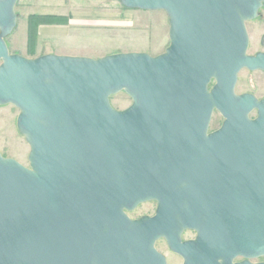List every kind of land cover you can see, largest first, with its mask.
Segmentation results:
<instances>
[{"label": "water", "instance_id": "1", "mask_svg": "<svg viewBox=\"0 0 264 264\" xmlns=\"http://www.w3.org/2000/svg\"><path fill=\"white\" fill-rule=\"evenodd\" d=\"M120 1L167 11L163 53H11L17 0H0V104L31 147L30 167L0 152V264H165L160 237L186 264L197 246L201 263L264 254V99L236 92L243 68L264 70L246 26L264 0ZM153 199L152 217L125 211Z\"/></svg>", "mask_w": 264, "mask_h": 264}, {"label": "rangeland", "instance_id": "2", "mask_svg": "<svg viewBox=\"0 0 264 264\" xmlns=\"http://www.w3.org/2000/svg\"><path fill=\"white\" fill-rule=\"evenodd\" d=\"M16 25L5 36L11 53L35 58L47 53L88 56L99 58L118 52H146L153 56L163 53L170 44V17L166 10H147L126 7L120 0H17ZM50 15L65 22L39 24L32 35V17ZM57 20V21H58ZM249 34V54L264 50L261 43L264 34V8L258 16L246 21ZM1 31V30H0ZM2 60H0V65ZM214 81L210 84V87ZM238 94L252 92L264 98V70L243 68L236 84ZM114 108L123 110L133 103V97L125 90L111 95ZM20 108L13 103L0 104V152L30 167V144L17 125ZM256 111L250 116L255 117ZM224 116L214 110L210 130L223 123ZM155 200L141 203L128 213L136 219L153 214ZM186 231L184 237H190ZM157 248L164 252L170 264L180 261L169 250L164 238ZM263 257H260V259Z\"/></svg>", "mask_w": 264, "mask_h": 264}, {"label": "flooded vegetation", "instance_id": "3", "mask_svg": "<svg viewBox=\"0 0 264 264\" xmlns=\"http://www.w3.org/2000/svg\"><path fill=\"white\" fill-rule=\"evenodd\" d=\"M263 35H264V34H263ZM262 37H263V36H262ZM263 51H264V50H263ZM247 93H248V92H247ZM249 93H252V92H249ZM253 94H254V93H253ZM254 95H255V94H254ZM257 97H258V96H257ZM258 99L261 100V99H264V98H259V97H258ZM256 112H257V115H258V110H256ZM257 115H256V116H257ZM256 116H255V117H256ZM253 118H254V117H253ZM223 121H224V120H223ZM221 125H222V124H221ZM218 128H219V127H218ZM218 128H217V129H218ZM214 130H216V129H214ZM214 130H210V127H209V131H208V132L210 133V132H212V131H214ZM153 200H155V201L157 202V207H156V209H155V212H154L153 214L144 215V216H142V217H140V218H143V217H146V216L152 217V216H154V215L156 214L157 209H158V207H159V202H158V200H156V199H153ZM147 201H150V200H147ZM144 202H146V201H144ZM141 203H143V202H141ZM141 203H139L138 205H140ZM138 205H137L135 208H137ZM135 208H134V209H135ZM134 209H131V210H134ZM125 211L127 212L128 216L130 217V215H129V213H128L130 210L126 209ZM130 218H132V217H130ZM140 218H136V219H140ZM132 219H134V218H132ZM186 231H191V232H192V235H191L190 237H184V233H185ZM160 238H164V239H165V241H166V243H167V246H168L169 250L173 253V255L177 258V260L180 261V264H186V259H187V258H186L182 253H180V252L174 250V249L170 246V244H169L167 238H165V237H160ZM160 238H157V239L155 240L154 248H155V250H156L158 253H160V255L163 256V259H164L165 264H170L167 255H166L164 252L160 251V250L157 248V246H156V244H157V242H158V240H159ZM198 239H199V231H198L197 229H195V228H186V229H184V230L181 232V241H182V242H197ZM201 250H202V248L199 247V246L193 248V256H192V258H193V262H191L190 264H264V259H263V258L260 259V257H263V256H264V254H260V255H258V254L246 255V254H242V253L236 254V255L232 256L231 258H228V259L225 258L224 256H223V257H222V256L214 257V261L211 262V263H203V262L201 263V262H196L197 257H196L195 254H196V253H199Z\"/></svg>", "mask_w": 264, "mask_h": 264}, {"label": "trees", "instance_id": "4", "mask_svg": "<svg viewBox=\"0 0 264 264\" xmlns=\"http://www.w3.org/2000/svg\"><path fill=\"white\" fill-rule=\"evenodd\" d=\"M32 35L35 36L36 34V27L39 24H46V23H56V22H65L64 20H58L55 16L50 15H42V16H34L32 17ZM58 20V21H57Z\"/></svg>", "mask_w": 264, "mask_h": 264}]
</instances>
